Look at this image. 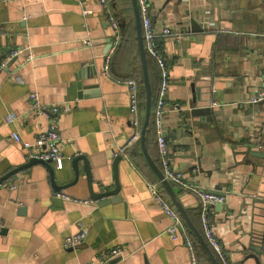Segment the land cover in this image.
<instances>
[{
	"label": "crops",
	"instance_id": "crops-1",
	"mask_svg": "<svg viewBox=\"0 0 264 264\" xmlns=\"http://www.w3.org/2000/svg\"><path fill=\"white\" fill-rule=\"evenodd\" d=\"M106 1L119 31L112 51L96 0H0V61L19 51L0 72V176L29 160L12 135L32 143L47 127L50 113L30 109L31 93L44 109H58L61 168L50 163L57 185L72 179L70 161L83 156L93 192L112 189V161L123 149L118 190L98 199L89 198L81 161L77 181L59 190L39 164L3 180L0 264H87L113 246L122 255L109 264H190L185 239H194L188 231H168L172 220L148 189L155 184L160 190L159 184L138 141L130 142L127 88L115 82L141 81L130 0ZM146 5L168 72L161 134L169 163L187 185L224 193L209 220L229 264H264V158L253 155L264 154V102L249 103L264 78V0ZM163 29L177 35L164 36ZM150 61L155 94L158 72ZM9 115L14 118L6 122ZM144 145L158 163L153 127ZM172 186L186 211L198 213L199 225L196 194ZM78 228L83 239L64 247L63 237ZM195 250L199 264H212Z\"/></svg>",
	"mask_w": 264,
	"mask_h": 264
},
{
	"label": "built area",
	"instance_id": "built-area-1",
	"mask_svg": "<svg viewBox=\"0 0 264 264\" xmlns=\"http://www.w3.org/2000/svg\"><path fill=\"white\" fill-rule=\"evenodd\" d=\"M82 1V0H76ZM99 8L104 16L105 22L108 26L111 35L109 51L113 50L114 45L118 41L119 31L117 21L110 9L106 0H96ZM136 7L140 19L141 27V40L142 47L146 57L151 59L155 64L158 72V88L156 93V99L154 102L152 114V127L155 132V145L157 151V164L158 168L163 174V177L171 184L181 186L191 190L199 200V215H200V225L202 230V235L210 247V249L216 254L217 258L222 264H229L225 253L223 251L220 241L215 236L212 224L209 220V211L217 203L222 202L223 197L216 195L210 191L201 189L197 186L187 185L184 181L181 172H177L173 169L171 163H169L168 150L164 137L161 134V121L163 117V101L164 96L168 86V72L165 66L164 60L159 56L156 47L157 36L153 33L151 28L150 19L148 16L146 0H136ZM82 15H88L90 12L82 10ZM162 35H172L177 34L172 33L168 29L162 30ZM85 46H88V42H84ZM19 51L11 52L7 58L0 61V72L6 66L7 61L16 56ZM30 55H27V59ZM107 58H105V63L103 66V72L108 76L107 69ZM116 83L122 84L127 88V115L129 123L132 127V136L130 142L138 141L139 131L142 121V116L139 111V85L133 79L119 80L115 79ZM27 101L29 103L30 109L37 115H42L46 110L50 113L48 118V124L43 132L37 134L33 139L32 143L23 142L17 135H12V140L14 143L19 144L25 151L28 159H36L43 162L53 163L57 169L61 168L62 156L59 151L58 143L60 142L59 136L55 131L56 116L58 114V109L56 107H50L49 109H44V107L39 103L37 96L31 93L27 96ZM264 102V78L260 81V86L257 93L249 100V103L256 104ZM13 116L9 115L6 118V122H11ZM122 148L118 149V152L114 154V157L121 154ZM0 185H3L1 182ZM13 188L14 185L9 186ZM148 189L151 192L152 198L156 201L162 211L172 220L171 225H169L168 231L178 232L181 231L182 234H186L188 231L187 226L182 219L181 215L175 209V207L166 198L162 196V193L157 188L155 184H148ZM55 196H61L60 193H55ZM1 229V224H0ZM85 231L82 228L71 234L64 236L62 239V245L64 247H73L77 245L84 237ZM185 245L189 254L190 264H199L194 243L190 238L185 239ZM122 255V250L119 246L109 247L98 251L87 264H109L111 260L120 257Z\"/></svg>",
	"mask_w": 264,
	"mask_h": 264
},
{
	"label": "water",
	"instance_id": "water-1",
	"mask_svg": "<svg viewBox=\"0 0 264 264\" xmlns=\"http://www.w3.org/2000/svg\"><path fill=\"white\" fill-rule=\"evenodd\" d=\"M130 8H131V14H132L133 30H134V34H135L136 49H137L138 60H139V65H140V69H141V86H142V93H143L142 121H141V126H140V131H139V137H138V143H139V147L141 150V154L143 156V159H144L147 167L154 174L157 182L160 184V186L162 187V189L166 193L169 201H171L172 205L175 207V209L181 215V217L184 220L188 229L196 237L198 244L200 245L202 250L205 252V254L207 255L210 262L212 264H219L217 259L214 256L212 250L210 249V247L206 243L203 235L200 233V231L193 224V222L191 221L186 209L181 204V202L177 196V193L174 190V187L172 186L171 183H169L163 177V174L161 173V171L159 170L157 165L149 158V156L147 155V152L145 150L144 133H145V128H146L147 123H148L149 115L151 113V93H150L147 68H146V56L144 54L143 47H142L140 19H139L137 7H136V0H130ZM108 47H109V45H108ZM12 62H13V60H11L9 63H7L5 68H8ZM81 89H82V87H81ZM206 106H208V104ZM253 155L255 157L264 158L263 153H261V154L253 153ZM119 160H120V156L115 157L113 159L112 165H111L112 173H113V188L109 189V190L101 191L98 193L93 192V190L91 188V176L89 174V170H88L86 160L83 156H76L70 161V169L73 173V177L69 182H67L66 184H63V185H57L54 182L53 169L50 167V162H43V161L36 160V159H29L23 165L15 168L9 172H6L5 174H2L0 176V183L3 180H5L6 178L12 177L16 172L26 170L33 165L39 164L47 170L48 176H49V181H50L52 187L55 190H59L60 188H64L65 186L74 184L77 181L78 174H79L77 164L79 161H81L82 162V172H83L85 180H86L88 195H89L90 199L94 200V199H98V198H101V197H104L107 195L115 194L117 192L118 183H117V179H116V168H117L116 166H117V162ZM211 192L216 194V195L224 197V193H222V192H219V191H211ZM222 202H217L214 205V207L216 209H219L222 205Z\"/></svg>",
	"mask_w": 264,
	"mask_h": 264
},
{
	"label": "trees",
	"instance_id": "trees-1",
	"mask_svg": "<svg viewBox=\"0 0 264 264\" xmlns=\"http://www.w3.org/2000/svg\"><path fill=\"white\" fill-rule=\"evenodd\" d=\"M134 31V30H133ZM151 59H149L148 57H146V68H147V75H148V81H149V87H150V93H151V109H152V106H153V103H154V100H155V94L150 86V83H151V76H152V72H151V69H150V65H149V61ZM152 61V60H151ZM150 61V62H151ZM153 62V61H152ZM154 64V63H153ZM155 65V64H154ZM140 68V67H139ZM141 70V69H140ZM138 85H139V111H140V114L142 116V112H143V93H142V86H141V81H138ZM152 130V116H151V113L149 115V119H148V123H147V126L145 128V136L147 135V133L149 131ZM157 164V163H156ZM158 166V164H157ZM159 184V183H158ZM159 187H160V190H161V193L163 195L164 198L168 199L167 198V195L166 193L164 192V190H162L160 184H159ZM188 215L191 219V221L193 222V224L196 226V228L200 231V233L202 234V230H201V225L199 223H197V218H198V213L196 214H193V212L191 210H188ZM199 219H200V216H199ZM200 221V220H199ZM188 232L189 234L192 236V238L194 239V243H195V246L196 248L199 250V254L204 257L206 260L207 259V256L206 254L204 253V251L201 249V247L199 246V244L197 243V240H196V237L194 236V234L188 229ZM213 252V251H212ZM215 258L217 259V261L222 264L219 259L217 258L216 254L213 252Z\"/></svg>",
	"mask_w": 264,
	"mask_h": 264
}]
</instances>
